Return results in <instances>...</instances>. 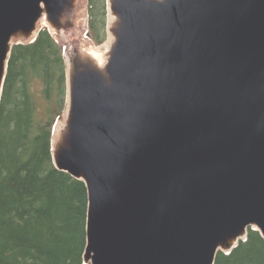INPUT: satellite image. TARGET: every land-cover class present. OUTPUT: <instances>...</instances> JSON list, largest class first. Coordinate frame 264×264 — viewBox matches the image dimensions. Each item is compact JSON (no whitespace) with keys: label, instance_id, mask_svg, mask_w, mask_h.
Returning <instances> with one entry per match:
<instances>
[{"label":"water","instance_id":"95a60500","mask_svg":"<svg viewBox=\"0 0 264 264\" xmlns=\"http://www.w3.org/2000/svg\"><path fill=\"white\" fill-rule=\"evenodd\" d=\"M43 5L55 26L73 0H0V103ZM111 9L105 74L72 54L68 132L52 136L56 168L88 189L84 264H214L249 227L264 239V0Z\"/></svg>","mask_w":264,"mask_h":264},{"label":"trees","instance_id":"16d2710c","mask_svg":"<svg viewBox=\"0 0 264 264\" xmlns=\"http://www.w3.org/2000/svg\"><path fill=\"white\" fill-rule=\"evenodd\" d=\"M107 1L88 0V36L107 39ZM62 45L43 28L14 45L0 103V264H84L89 196L56 168L52 131L67 108ZM214 264H264V239L219 252Z\"/></svg>","mask_w":264,"mask_h":264},{"label":"rangeland","instance_id":"374dc122","mask_svg":"<svg viewBox=\"0 0 264 264\" xmlns=\"http://www.w3.org/2000/svg\"><path fill=\"white\" fill-rule=\"evenodd\" d=\"M54 29L50 30L52 36L62 45L64 51V56L66 49L69 50V55L75 52H80L82 47L86 44L92 45L95 49L102 48L108 41L109 29H108V17H107V39L102 45H95L94 42L90 40L87 36L88 31V0H73V7L69 14L65 15L60 24L53 26ZM117 42V36H112V43L110 51L112 50L114 44ZM66 60V57H65ZM108 57L106 60V64ZM67 116V117H66ZM69 123V107L67 108L65 114L60 118L56 124L63 125L64 135L68 132Z\"/></svg>","mask_w":264,"mask_h":264},{"label":"bare ground","instance_id":"6f19581e","mask_svg":"<svg viewBox=\"0 0 264 264\" xmlns=\"http://www.w3.org/2000/svg\"><path fill=\"white\" fill-rule=\"evenodd\" d=\"M43 12L41 17L36 23L35 29L33 31V35L35 36L37 32L39 31L40 28L43 27H48L50 30H53L54 27L49 21L45 6H42ZM119 23V18L115 14V12L111 9V0L108 1V29H109V38L107 43L102 47V48H97L95 49L92 45H84L82 49L80 50V57L82 59V63H87L90 62L95 68L100 70V72H104L105 74V67H106V60L107 57L109 59V55L111 53L110 48H111V43H112V36H115L116 34V28ZM26 39V34L23 32H17L15 33L12 38H11V44H14L16 42H20ZM69 50L66 49L65 52V57H66V66H67V75L69 79V83L71 86V75L73 73V60L75 55H69ZM108 62V61H107ZM69 102H70V97H69ZM68 103V107H69ZM67 117V116H66ZM63 125H57L55 127L54 131V138H53V143L58 141L60 137V143L62 142L63 139Z\"/></svg>","mask_w":264,"mask_h":264}]
</instances>
